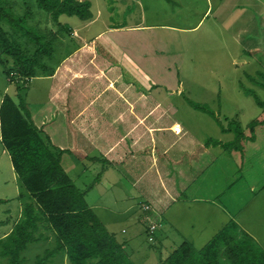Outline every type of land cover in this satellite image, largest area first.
<instances>
[{
    "label": "crops",
    "instance_id": "crops-1",
    "mask_svg": "<svg viewBox=\"0 0 264 264\" xmlns=\"http://www.w3.org/2000/svg\"><path fill=\"white\" fill-rule=\"evenodd\" d=\"M88 1L92 17L80 20L70 16L71 20L63 23L69 31L66 37H59L60 46L67 43L71 46L64 47L52 75L37 76L27 82L29 97L28 101L25 99L35 126L61 151L60 163L64 171L78 188L87 189L88 206L99 215L117 242L125 247L133 263V257L139 258L141 252L153 251V247L148 248L152 244H145L148 242L145 217L152 212L158 214L157 220L160 221L155 239L167 254L182 241L203 248L229 221H234L240 231L248 234L264 250V221L256 231L243 222L255 209V212L261 211L258 198L251 202L244 215L237 218L238 211L227 210L215 193L212 196L200 193L210 178H213L210 182H214V168L221 158L228 154L230 160L234 154L214 152L215 146L206 144V138L198 139L188 131L184 132L179 122L171 120L176 111L174 103L168 101L160 110L161 104L156 96L143 94V81L149 83L143 70L138 77L132 75L121 61L119 50L117 53L112 43L105 39L107 35L125 31L194 30L202 23L210 6L200 15L198 12L202 7L194 6L195 0H165L168 8L152 7L147 13L143 10V15L126 26L120 24L122 19L112 21L109 0H101L107 2L109 13L105 17L100 10L94 13V1ZM110 1L120 3L119 0ZM208 2L215 7L216 18L222 21L227 19L232 7L249 5L247 0ZM121 8L124 9L122 5ZM192 16H195L196 23L187 26L185 23ZM247 16L251 19L253 14ZM174 21L185 26L170 24ZM234 37L238 38L235 34ZM124 73L130 79H125ZM167 113L169 121H162ZM174 125L181 127L179 134L174 133ZM0 144L1 153L10 162L1 138ZM230 166V176L226 177L228 185L231 179L237 180L235 168ZM219 167L217 170L221 171L222 164ZM10 170L14 200L9 203L8 217L12 223L0 238L12 230L21 215L22 205L30 202L11 162ZM83 178L85 180L80 185L78 182ZM96 185H100L101 197L94 193ZM89 196L95 198L94 203ZM145 204L150 210H142ZM114 207L116 210L111 214L110 209ZM200 212H203L201 217ZM160 260L158 257V262Z\"/></svg>",
    "mask_w": 264,
    "mask_h": 264
},
{
    "label": "rangeland",
    "instance_id": "rangeland-1",
    "mask_svg": "<svg viewBox=\"0 0 264 264\" xmlns=\"http://www.w3.org/2000/svg\"><path fill=\"white\" fill-rule=\"evenodd\" d=\"M29 1L33 2V0ZM93 1L95 4L94 13L100 10L103 17L107 16L109 13L107 2ZM119 1L120 3L109 0L110 11L113 12L112 21L122 19L120 24L126 26L135 22L140 14L143 15V10H146L147 13L152 7L156 9L168 8L164 4L165 0ZM208 1L195 0L194 6L202 7V11L198 12L200 15L205 12L207 6H210V9L202 23L194 30L174 28L173 30L146 32L147 34L125 31L107 35L105 39L112 43L111 46L117 53L119 50L121 61L125 62V68L129 69L132 75L138 77L139 72L141 73L143 70V74L145 73L144 75L149 81L147 83L144 80L142 83L143 94L148 93L156 96L157 102L161 104L160 110L165 107L168 101L174 103L176 111L173 112L171 120L179 122L184 132L188 131L198 139L222 140L223 142H220L225 143L232 141L234 134L233 132H222L215 117L224 127L231 122L233 124L238 122L240 126L245 127L250 120L262 117V109L256 105L252 96L245 93V89H253L264 100V88L259 85V82H264V79L259 75L264 72V0H247L249 2L247 6H237L236 9L232 7L229 16L223 21L216 18L215 7ZM166 2L169 1L166 0ZM0 3L4 6L13 5V10L17 13H23L25 10L22 0H0ZM121 5L124 9L121 8ZM122 12L126 13L122 15ZM246 13L253 14L251 19ZM69 17L61 15L59 22L63 24L67 20H71ZM42 21L41 18L38 23L39 27L43 23L46 24ZM112 21L111 23H114ZM195 23L196 18L192 16L185 24L193 26ZM170 24H178L173 25L176 27L185 26L182 25L183 23L175 21ZM234 34L238 36L237 39ZM59 46L60 44L55 47L53 58L48 62L52 67L58 64L64 47H70L71 44ZM116 60H119V55L116 56ZM3 69V65L0 64V99L5 93L15 96L20 92L28 101L27 87L18 91L17 84H12L9 81ZM124 75L125 79H130L127 73ZM191 103L205 106L214 113L215 117L209 112L192 107ZM165 118L166 120H164ZM165 118H162V121H169L168 113ZM246 135H250V138L247 139L246 136L243 140L244 149L237 152L232 149L231 151L235 154L233 153L234 156L230 160L226 153L229 151H226L221 145H214V152L223 153L225 151L227 155L215 165L214 182H210L213 179L210 178L207 185H204L205 190L200 193L210 194V196L215 193L227 210L232 213L235 210L238 211L235 214L237 218L241 214L244 215L251 202L258 198L261 211L255 212V209L250 216L243 219V222L254 231L260 229L264 221V189L259 190L264 185V125L258 126L254 132H249ZM1 149L0 144V199L8 201H0V234L7 230L12 223L8 217V211H10L8 209H10V201L14 200V181L11 177L10 162L7 156L1 153ZM221 164L222 170L218 171ZM230 164L233 166L232 168H235L234 173L237 176V180L231 179V186L228 185L229 179H226L227 176H230L228 174V169L231 170ZM84 180L85 178L78 183L81 185ZM234 182L235 186H233ZM99 187L100 185L94 187V193L101 197ZM250 187H252L251 191ZM89 200L95 202L93 196H89ZM99 203L101 204V202ZM115 210V207L110 209L111 214ZM262 213L263 216H261ZM202 215L203 212H200L199 217ZM157 218L158 214L153 212L145 217L147 222L149 220L156 222L155 233L160 227V221ZM261 231L263 234V230ZM241 233L242 231L238 229V234L241 235ZM35 237H39V240L28 244L22 252L25 259L23 264H37L39 258H43L46 251H50L55 245L54 234L43 222L38 223ZM137 241L141 240L137 239ZM147 241L146 246L152 244L153 246L148 248L153 247L154 252L148 249L141 252L142 255L139 258L133 257L135 264H159L158 257L162 259L168 255L167 252H164V248H161V245L157 243L155 237L152 241L147 238ZM189 243L191 242L189 241ZM193 246L196 249L202 247ZM176 247L174 245L168 253ZM161 251L162 253H160ZM223 260H225L224 255ZM5 261V258L0 257V264H4ZM45 264H68V261L62 254H56L49 261L46 260Z\"/></svg>",
    "mask_w": 264,
    "mask_h": 264
},
{
    "label": "trees",
    "instance_id": "trees-1",
    "mask_svg": "<svg viewBox=\"0 0 264 264\" xmlns=\"http://www.w3.org/2000/svg\"><path fill=\"white\" fill-rule=\"evenodd\" d=\"M22 3L23 13L15 12L13 5L0 3V64L9 81L17 84L18 91L26 88L31 78L52 75L54 68L48 62L60 44L59 37H66L69 31L59 22V17L75 16L80 20L92 17L88 0H22ZM41 18L46 24L39 27ZM259 75L264 79V72ZM259 85L264 88V82ZM245 93L262 109V117L250 120L245 127L238 122L224 127L205 106L191 103L192 107L211 113L222 132L234 134L232 141L222 143L211 139L206 144L221 145L235 154L232 149L236 152L244 149L242 142L246 134L264 125V100L253 89H245ZM0 138L20 185L30 197V202L22 205L21 216L11 232L0 238V257L6 259L4 264L24 263L22 252L28 244L39 240L40 236L35 237L39 222L47 224L52 231L55 245L37 264H45L56 254L65 256L68 264H134L125 247L88 206L87 189L78 188L62 168L61 151L35 126L20 92L15 96L5 93L0 101ZM226 262L264 264V250L248 234L239 235L234 221H229L203 248L196 249L184 241L159 264Z\"/></svg>",
    "mask_w": 264,
    "mask_h": 264
},
{
    "label": "built area",
    "instance_id": "built-area-1",
    "mask_svg": "<svg viewBox=\"0 0 264 264\" xmlns=\"http://www.w3.org/2000/svg\"><path fill=\"white\" fill-rule=\"evenodd\" d=\"M173 131L176 134H179L181 132V127L179 125H174ZM142 210L147 211L150 210V206L145 204L142 206ZM156 222L153 220H149L147 223V229H146V235L149 241H152L155 236V230H156Z\"/></svg>",
    "mask_w": 264,
    "mask_h": 264
}]
</instances>
